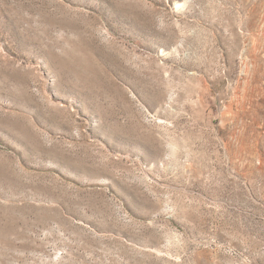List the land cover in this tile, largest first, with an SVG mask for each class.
I'll use <instances>...</instances> for the list:
<instances>
[{
  "label": "rangeland",
  "instance_id": "rangeland-1",
  "mask_svg": "<svg viewBox=\"0 0 264 264\" xmlns=\"http://www.w3.org/2000/svg\"><path fill=\"white\" fill-rule=\"evenodd\" d=\"M0 264H264V0H0Z\"/></svg>",
  "mask_w": 264,
  "mask_h": 264
}]
</instances>
